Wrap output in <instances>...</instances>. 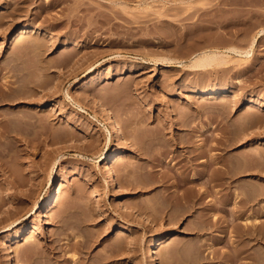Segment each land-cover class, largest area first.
Returning a JSON list of instances; mask_svg holds the SVG:
<instances>
[{"label":"rangeland","instance_id":"374dc122","mask_svg":"<svg viewBox=\"0 0 264 264\" xmlns=\"http://www.w3.org/2000/svg\"><path fill=\"white\" fill-rule=\"evenodd\" d=\"M261 29L264 0H0V264H148L162 232L160 264H264Z\"/></svg>","mask_w":264,"mask_h":264},{"label":"bare ground","instance_id":"6f19581e","mask_svg":"<svg viewBox=\"0 0 264 264\" xmlns=\"http://www.w3.org/2000/svg\"><path fill=\"white\" fill-rule=\"evenodd\" d=\"M30 32V29H28V27L25 25L24 27H22L21 29H19V31H17L14 40L18 39V41L22 38H25ZM258 34L254 36L253 40L251 41V48H253V46L255 45L258 36L263 35L264 34V29H261L259 32H257ZM32 34V33H31ZM29 34V36L31 35ZM27 36V37H29ZM24 40V39H23ZM257 44V43H256ZM229 49V48H228ZM230 50L232 51H240L238 49H236L235 47H231ZM220 52V51H219ZM242 52V51H240ZM221 53V52H220ZM245 53H250V50H247ZM223 55H220L218 53V51H211V50H203V52H201L200 54L196 55L193 61L192 66L194 67H201V68H210V66L216 65V66H220V64L224 63L225 58L222 57ZM160 59V58H159ZM158 59V60H159ZM227 60V59H226ZM224 65V64H223ZM222 66V65H221ZM90 74H93L89 79H94L96 80L95 76H94V72L92 73H88L87 75H85L86 77H88ZM90 82V81H89ZM85 84L86 85H89ZM201 91V94L205 95H217L221 92V90L219 89V87L217 88H213V89H202L199 90ZM198 91V92H199ZM200 93V92H199ZM76 102V101H75ZM100 115L104 118V130L106 132V142H105V149H103V151L101 152V161L104 162V169H105V184L107 185V187L109 189H115L118 188V183L116 181V176H115V172H114V168H113V164H116L115 162H118V160L120 159V154L122 153V151L120 149H115L113 151H108L110 144L112 143V141H120L122 143H127L128 142V138L124 135V133H122V131L120 130V122H119V118L118 116L111 111V109L108 106L105 105H100ZM83 110V109H82ZM97 115V114H96ZM59 161V160H57ZM103 164V163H102ZM205 171V170H204ZM208 172V171H205ZM204 172V173H205ZM203 173V174H204ZM206 176V174H204ZM204 176V177H205ZM197 177V176H194ZM199 177V176H198ZM193 178V177H192ZM207 178V177H206ZM204 178L207 182H208V178L206 179ZM196 179V178H195ZM193 180V179H191ZM198 180V179H197ZM204 180V181H205ZM194 181V180H193ZM205 181V183H206ZM210 181V178H209ZM54 181H52L51 184V189H50V193H49V198L48 201L46 202L45 208L48 210V212H52V210L54 209L55 204L57 203V201L59 200V198L62 196V189H58L57 191L52 187ZM210 182H208L207 184H209ZM206 184V186H207ZM207 188V187H206ZM205 188V189H206ZM203 190V188L201 189ZM208 192V188L207 190L203 191V192ZM202 194V193H201ZM204 194V193H203ZM195 196V195H194ZM3 198V197H2ZM236 200L238 198H235ZM190 200V199H189ZM193 200V199H192ZM235 200V202H236ZM239 200V199H238ZM196 202V200H195ZM194 202V203H195ZM37 206V205H36ZM42 206L38 207L37 210H40ZM236 214V213H235ZM239 215V214H238ZM237 216V215H236ZM238 217V216H237ZM240 217V216H239ZM235 219V218H234ZM19 219L14 220L12 223H10L7 227H5L4 229H2L0 232H6L8 230H10L12 228V226H16L17 224H19L18 222ZM244 222V221H243ZM247 221L245 220V223ZM250 221L247 222V224ZM244 223V224H245ZM250 225V223L248 224ZM247 225V226H248ZM246 226V225H245ZM244 227V226H243ZM124 229V228H123ZM243 229V228H242ZM249 229V228H248ZM256 229V228H255ZM246 230V227L245 229ZM255 231V230H253ZM121 233H123L122 230H120ZM238 233V232H237ZM241 233V232H240ZM249 234V233H248ZM257 234V233H256ZM236 235V234H235ZM252 235V234H251ZM255 236V233L253 234ZM257 236V235H256ZM259 236V235H258ZM165 234L162 233H158L157 235H155L154 237H152L150 239V241L147 244V248H146V260L148 264H160L157 256H156V249L158 247V245L164 241L165 239ZM257 238V237H256ZM264 238V237H263ZM31 244V243H28ZM32 245V244H31ZM28 245V247L30 246V249L32 248L33 245H36L35 243L31 246ZM34 248V247H33ZM32 248V249H33ZM257 260V259H256ZM258 261V260H257ZM256 261V262H257Z\"/></svg>","mask_w":264,"mask_h":264}]
</instances>
